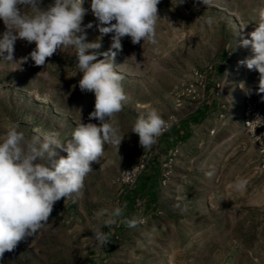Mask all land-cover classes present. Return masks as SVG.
<instances>
[{"label": "rangeland", "instance_id": "374dc122", "mask_svg": "<svg viewBox=\"0 0 264 264\" xmlns=\"http://www.w3.org/2000/svg\"><path fill=\"white\" fill-rule=\"evenodd\" d=\"M53 2L42 0L41 7ZM177 2L160 0L155 45L122 38L114 66L128 99L110 121L124 136L118 152L106 145L91 164L82 195L57 201L45 228L5 252L0 264H89L105 248L94 242L97 226L108 229L116 251L106 264H264V155L242 130L243 95L257 89L259 73L239 63L254 55L241 40L258 26L264 0H212L208 7L201 0ZM209 16L212 26L204 23ZM89 22L87 42H93L100 33L91 12L83 21ZM4 31L0 20V38ZM111 35L103 37L100 52L109 50ZM35 47L17 40L13 61L0 56V135L18 123L28 136L58 132L67 141L81 120L99 125L89 121L95 95L79 89L74 50L58 49L45 66L31 59L21 63ZM209 66L205 86L188 92L194 70ZM206 105L210 110H203ZM153 108L170 127L144 151L131 131L137 117ZM198 109L201 118L194 117ZM175 128L189 133L168 154L160 140ZM56 151V159L67 155ZM139 163L145 164L140 177L151 178L154 197L144 194L134 201L143 194L139 179L122 201L118 178ZM238 179L247 180L244 191L235 190ZM115 207L123 208L116 223L104 227L108 216L95 219L99 209ZM132 218L144 223L129 228L123 221Z\"/></svg>", "mask_w": 264, "mask_h": 264}, {"label": "clouds", "instance_id": "9594fccd", "mask_svg": "<svg viewBox=\"0 0 264 264\" xmlns=\"http://www.w3.org/2000/svg\"><path fill=\"white\" fill-rule=\"evenodd\" d=\"M183 2L178 0L177 5ZM41 3L42 0H0V20L5 26L0 38V56L13 61L17 40L34 42L35 49L20 62L31 59L35 66H45L46 59L58 49L72 48L78 69L74 76L82 74L79 89L95 95L89 121L96 119L99 125L81 120L67 141H62L58 132L28 136L18 123L9 124L0 135V258L45 228L57 201L82 195L85 178L93 171L91 164L103 155L106 145H115L118 152L124 136L118 135L119 130L110 121L122 111L128 97L114 60L122 51L124 37H130L134 45L141 41L155 45L157 23L161 19L157 7L160 0H90L88 8L84 7L85 0H54L46 8ZM201 3L208 7L212 0H201ZM26 7L32 10L31 15L23 10ZM89 11L96 18L95 27L100 33L93 42H87L86 33V29L93 28V23H83ZM204 23L212 26L214 18L209 16ZM108 34H112L111 46L108 51L100 52L103 37ZM249 37L241 40V46H250L254 55L239 63L258 71L257 94H264V11L260 12V22ZM252 123L261 126L264 117L257 114L249 122ZM169 127V122L153 108L137 117L131 132L139 137L145 151ZM57 149L66 152V157L56 159ZM246 186V179H238L234 184L237 191H244ZM122 214L121 207L99 209L95 219L100 221L108 216L103 220V226L107 227L116 223L115 218ZM123 222L129 228H136L143 220L132 218ZM92 233L98 248L108 242L101 226L93 228Z\"/></svg>", "mask_w": 264, "mask_h": 264}, {"label": "built area", "instance_id": "2783aa9c", "mask_svg": "<svg viewBox=\"0 0 264 264\" xmlns=\"http://www.w3.org/2000/svg\"><path fill=\"white\" fill-rule=\"evenodd\" d=\"M89 4L90 0H85L84 7L88 8ZM212 69L213 67L209 66L205 70H194L191 75V82L188 86L187 91L190 93H196L197 89L205 86ZM257 114H259L260 117H264V94L258 95L257 89L253 91H245L243 95L242 130L251 136L253 141L258 146L259 152L264 155V124H262L261 126L259 125V123L249 124V122L255 120ZM145 168L146 167L144 163H139L127 168L120 174L118 182L123 185L121 190L122 198H124L127 192L135 188L138 182V178L145 170ZM165 176H167V174ZM141 219L144 223V219Z\"/></svg>", "mask_w": 264, "mask_h": 264}, {"label": "crops", "instance_id": "0c3cea01", "mask_svg": "<svg viewBox=\"0 0 264 264\" xmlns=\"http://www.w3.org/2000/svg\"><path fill=\"white\" fill-rule=\"evenodd\" d=\"M210 110V106H205L203 108V110ZM203 114V111L198 109L195 113H194V117L197 118L198 116H200ZM207 119V117H205V120ZM242 128H243V105H242ZM209 130V128H207V126L205 127V133H207ZM240 132V129H239ZM189 132L187 131H180L178 132V130H176V128L174 130H169L168 132H166L163 137L160 140V147L162 149L163 152H168V154L171 152V150H173L175 147H177V144L179 143V141H177L179 139V137H183L184 135H187ZM177 143V144H176ZM105 232L107 233V235H109V231L108 229L105 230ZM112 242L113 240L111 239V237L108 236V242L105 244V248L103 250H101V252L96 253L95 258L92 259V261L89 264H106V262L111 258L112 255H114V253L116 252L115 250H112Z\"/></svg>", "mask_w": 264, "mask_h": 264}, {"label": "trees", "instance_id": "16d2710c", "mask_svg": "<svg viewBox=\"0 0 264 264\" xmlns=\"http://www.w3.org/2000/svg\"><path fill=\"white\" fill-rule=\"evenodd\" d=\"M143 172H145V170ZM140 176L138 178V182H139V179H140V181H142V184L143 185L141 186L142 189H140L139 191H141L143 194H139L140 192H138V194H137V196H136V198L134 200L135 202L137 201V199H140L141 198L140 195L146 194L145 196L154 197V194H153L154 192H153V189L151 188V186L153 185L151 178H148L147 176H144V177L142 176V178H141ZM147 182H149V185L147 184ZM137 184H136V186H135L134 189H132L129 192H127V194L123 198V201H125L127 199V197L129 196V193L130 192H132V191H134L136 189Z\"/></svg>", "mask_w": 264, "mask_h": 264}]
</instances>
